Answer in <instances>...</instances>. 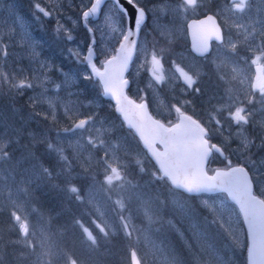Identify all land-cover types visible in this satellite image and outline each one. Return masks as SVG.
<instances>
[{
	"label": "rangeland",
	"instance_id": "374dc122",
	"mask_svg": "<svg viewBox=\"0 0 264 264\" xmlns=\"http://www.w3.org/2000/svg\"><path fill=\"white\" fill-rule=\"evenodd\" d=\"M15 1L3 0L4 3H0L6 5L4 11L0 5V20H5V23L0 22V60L12 57L9 55L14 51L9 52V50L13 47L15 53L20 55L19 59L23 60L19 62V66L15 67L18 72H14L11 77L5 73V70L4 74L0 73V85L8 81L9 88L21 91L28 96L23 106L12 108V111L15 114L19 113L23 128L27 130L29 142L33 145L38 142H45L48 146L51 144L54 154L65 157L63 160L72 170L73 180L82 190L85 189L83 197L96 214L94 219L96 231L85 227L83 229L85 237L92 245H99V241L108 235L121 236L122 247L126 248L128 255V260H124L125 264H130L129 256L132 249L137 251L142 264H178L175 260V252L167 250L162 242L165 229L168 223H171L168 216H165L164 199L169 198L172 202L171 206H176L180 211L191 209L192 200L173 188H169L165 194L163 190L165 184L156 183V171L150 164L147 153L138 147L137 139L123 132L116 121L108 120L97 112H92L94 108L90 106H96V108L102 106L99 101L91 100L88 103H82L72 98L78 85V78L71 72L56 68L49 57V52H58L73 64L83 62L89 47L87 28L89 27L97 40L96 61L100 65L102 57H100L99 49L115 52L125 35L126 22L123 17L114 10L109 11L111 5L108 1L99 19L97 21L88 19L87 27L84 28L82 12L88 10L91 0H25L29 9L24 13L28 12L29 15L30 12L33 13V21L41 20L39 35L43 36V29L47 30L48 35H54L47 36L46 44L44 37L37 39L40 43L44 41L48 47V51L43 54L30 29L32 24L10 11L9 3ZM166 2L167 8L153 14L149 10L153 9L159 0H139V6L146 8L148 21L142 28L135 60L128 74L131 80L129 91H132L135 99L140 100L143 97L147 100L155 117L167 124L175 120L177 107L194 111L201 117V123L209 131L210 142L221 146L224 151L227 150L232 158H239L244 162L245 165L229 158L234 164L247 166L254 182L255 192L257 191L256 194L264 199V163H262L264 147L259 148L255 156L247 154L248 151L241 147L245 138L258 145L261 143V137L264 136V91H262L264 90V0H195L192 5H189L186 0H166ZM242 2L244 7L240 10L237 5ZM37 3L51 12L52 16L45 17L39 13L35 8ZM207 12L217 15L225 38L222 44L213 45L209 55L199 58L190 51V48L192 55L187 53L180 39H188L186 29L188 20L203 16ZM10 17L12 19L8 22ZM98 28L102 31H97ZM69 34L74 39L69 41L65 51L62 49L59 52V35L65 38ZM16 37L20 41L16 42ZM161 39L163 41L177 40L165 48L162 47V51H157L161 46ZM151 42H154V45ZM69 49L80 52L79 61L69 55ZM33 52L36 53L35 56ZM152 52H155L158 58H162L163 55L168 57V63L162 59L165 76L163 82L156 81L151 75ZM110 57L106 54L103 58L106 60ZM173 58H179L181 62L177 64L171 61ZM37 60L46 62L49 67L41 68ZM1 66L4 64L1 63ZM79 68L83 76L88 74L86 66L81 65ZM256 69L259 70L257 80H255ZM54 71L61 77L60 79L53 76ZM181 72L191 75L196 80L192 89L184 83ZM65 76L70 81L67 87L64 85ZM24 79L33 85L31 89L15 87ZM56 83L61 84L60 89L55 87ZM196 88L199 92L194 90ZM44 89H47L46 96L53 102L52 107L47 101L43 102L41 91ZM249 100L252 101L251 104H247ZM198 101L204 102V105ZM242 103L254 112L252 119L255 123L237 126L227 118V114ZM9 109L10 107H7V112ZM102 111L106 113L105 110ZM21 112L24 113L22 116H20ZM27 114H32L28 115L32 124L26 123ZM13 116L10 113L11 119ZM36 116H39L37 121L34 119ZM44 116L52 127L53 122L56 121L54 129L45 131L48 128L41 121ZM89 116L92 120L83 128L68 132L69 128L65 126L67 121L73 126L82 118ZM217 120L219 125L215 123ZM5 123H9L8 119L0 121L1 125ZM19 142L18 138L8 140L0 133V152L7 149L10 144ZM17 149L25 153L28 151L18 147ZM244 154L248 157L242 159ZM225 155H227L226 151ZM5 156V152L0 154V162ZM226 159L216 154L213 158L214 165L225 168L220 160ZM249 159L254 161V165L248 163ZM40 169L43 172V169ZM113 169L116 171L114 172ZM8 172L0 171V192L7 194L20 210L14 212L15 216L20 217L17 221L19 222L22 219L23 209L18 207L17 198L21 195L24 184H21L20 188L18 180H14ZM87 174H90L93 179L85 184ZM109 176L112 177L111 183L106 180ZM31 177L28 173L24 174L25 181ZM32 181L33 178L30 182ZM193 199L206 208L202 219L198 221L195 219L200 224L199 229L204 224L213 223L221 226L228 236L225 241L226 247L222 248L224 264H236L232 243L237 246L236 240L239 244L237 247L245 254L248 244L246 230L238 209L224 194L195 196ZM122 216L129 223L131 236L125 233L120 221ZM193 233L198 238L195 231ZM42 238L48 240L46 236H37L36 239L40 245H43ZM204 243L200 252L206 261L195 259V264H220L217 262L216 249L209 241L204 240ZM52 245L48 243L44 247V253L36 260L37 264H49L51 255L56 259L64 260L61 252H56ZM58 262L66 264L65 260ZM67 264L76 263L69 261Z\"/></svg>",
	"mask_w": 264,
	"mask_h": 264
},
{
	"label": "trees",
	"instance_id": "16d2710c",
	"mask_svg": "<svg viewBox=\"0 0 264 264\" xmlns=\"http://www.w3.org/2000/svg\"><path fill=\"white\" fill-rule=\"evenodd\" d=\"M9 4L11 6L10 11L18 14L24 19L27 18L28 12L24 13V11H27L29 8L25 0H16L14 3ZM3 6L2 10L4 11L6 8ZM28 16L30 15L28 14ZM11 19L12 17L8 18V22L11 21ZM0 22L5 23V20L1 19ZM11 33L13 34V32ZM47 33V30L43 29V36H38L40 39L44 37L45 44L48 39L47 36H54L53 34L48 35ZM15 40L16 42L20 41L17 37ZM176 40L177 39L172 41L162 40L161 46L157 51H162V47L165 48ZM180 40L184 43L186 52L191 54L189 51L188 39L185 38ZM65 41L66 39L64 36L59 35V52L62 49L64 51L66 50L65 48L66 45L69 44V41ZM49 42L51 43L52 41ZM45 44L44 41H42V43L38 42L43 54L48 51V47H46ZM151 44L154 45V42H151ZM10 51H14L9 55L12 57L2 60L3 62L0 60V64H4V66L0 67V73L4 74L5 70V73L11 77L14 72H18L15 70V67L19 66V62L23 59H19L20 55L15 53L14 47L10 48L9 52ZM57 53L49 52V57L56 68L59 67L64 69L63 71L71 72L78 78V85L75 88L76 91L72 98H76V100L82 103H88L91 100L102 103V106L98 108H96V106H90V108H94L92 112H97L98 115L106 117L108 120L116 121L122 131L129 135H133L137 139L138 147L146 152L135 134L125 127L111 102L102 98L100 84L93 79H81L83 74L79 72V67L81 65L85 66V62L73 64L61 53ZM162 59L165 63L169 62L167 55H163ZM171 61L179 64L181 59L173 58ZM55 71L52 72V74L55 78H58L59 76L56 75ZM60 78L61 77L58 79ZM0 89V121L3 119H8L9 121V123L0 124V133L8 140L20 139L19 143L10 144L7 149L5 148L0 152V154L4 152L6 154L3 161L0 162V171L4 173L11 171L12 173H8L11 174L10 176L13 177L14 180H18L20 188L21 184H24V187L21 189L22 193L17 198L19 202L18 207L23 209L22 219L19 222L14 220V212L18 210L17 206L8 198L9 196L7 194L0 192V264H37L36 260L44 253V247L47 246L48 243L53 244L52 247L56 252H61L66 264L69 261H74L76 264H125V261L128 260V255L126 254V248L122 247L123 238L121 236L111 237L108 235L106 238L99 241V245H92L85 237L83 232L85 227L96 231L94 226L96 214L83 197V191L85 189L82 190L71 177L73 173L67 166L66 161L61 159L60 154H54V150L49 148L45 142H38L35 145L29 142V138L26 134L27 130L23 128L19 113L15 114L12 111V108L23 106L28 96L26 94L21 95V91L9 88L8 81L6 84H1ZM129 94L132 97L134 96L132 95V91H129ZM140 100L145 99L142 97ZM198 103L204 105V102L198 101ZM7 107H10L9 112H7ZM102 110H105L106 113H102ZM180 111L187 112L202 122L201 117L194 111L185 107L182 109L180 108ZM10 113L14 115L12 119ZM23 114L24 113L21 112L20 116ZM28 115L30 116L32 114H27V119ZM34 119L37 121L39 116L34 117ZM176 120L177 114H175V120L170 124L174 123ZM41 121L44 122L45 127L48 128H44L45 131L55 128L56 121L53 122V127L49 125L45 116ZM26 123L28 125L32 124L29 119L26 120ZM65 126L69 129L72 127L71 123L68 121ZM208 139L210 140L209 135ZM17 147L28 151L27 153L22 152L18 150ZM258 150L259 148L253 147L247 154L255 156ZM225 151L227 154L226 158H232L228 151ZM215 155L216 154L212 155L209 162V172H213L218 168L214 165L213 161ZM247 157L246 154L242 155V159ZM232 159L245 165L239 158ZM220 162L224 163L225 167H227L226 160H220ZM150 164L156 171V183L165 184L163 190L166 194L169 188L172 189L173 187L167 179L161 176L156 164L151 159ZM40 168L43 169V172ZM27 173L32 177L25 181L24 174ZM86 177L88 178L85 184L93 179L90 174H87ZM32 178L33 181L30 182ZM73 187L76 188V192L71 191ZM174 190L182 192L186 197L190 198L192 204L191 209L189 208L188 211H180L176 206H171L172 202L169 201V198L164 199L165 216L167 215L171 220V223H168V227L165 229L164 239H162L165 248L175 252V260L178 264H195V259L206 261L203 254L200 252V248L204 246V240H206L216 249L215 254L216 257H218L217 262L224 264L225 260L222 248L226 247L225 241L228 239L225 231L221 226L213 223L209 225L204 224L202 228L199 229L200 224L197 221L202 219V215L206 213V208L195 202L193 199L195 196L177 189ZM195 219L197 221H195ZM20 224L26 225V234L21 232L19 227ZM173 225L177 226L174 227ZM194 231L198 238L194 236ZM37 236H46L48 240L42 238L43 245H40L36 239ZM232 245L235 263L247 264L246 254L239 250L235 244L232 243ZM64 260H59V258L56 259L51 255L49 257V264H59L58 261L64 262Z\"/></svg>",
	"mask_w": 264,
	"mask_h": 264
},
{
	"label": "water",
	"instance_id": "95a60500",
	"mask_svg": "<svg viewBox=\"0 0 264 264\" xmlns=\"http://www.w3.org/2000/svg\"><path fill=\"white\" fill-rule=\"evenodd\" d=\"M108 1L110 0H104V3L102 4L101 9L97 13V15L95 17H89V19L97 21L101 15L103 7ZM125 7L130 8L131 6L125 4ZM82 25L84 27H87V21L83 20ZM129 27L130 25L126 23V32ZM186 27L189 39V48L196 57H206L211 53L213 44H221L224 41V32L218 21V18L211 13L206 14L205 16H202L200 18L190 19L187 22ZM87 28L91 29L89 27ZM141 30L137 35L130 37V39L136 40V49ZM92 36L95 38V36L93 35V30ZM203 40H207L208 50L204 55H199L196 50L197 44L198 41ZM129 43L130 41L125 42L124 39H122L116 50L121 44H123L124 47L122 49V52L126 54L129 48ZM93 51V62L97 63V53L95 47ZM135 56L136 50L131 56L127 71L124 73L123 77L124 79L128 80V85L126 88L122 89L120 96V104L125 107L128 118L125 119L124 115L117 111L116 101L110 96H104L103 90L101 92L102 98L111 102V104L115 107L116 113L121 118L125 127L131 130L138 138L150 159L156 164L161 176L167 179L174 189L187 193L183 188L175 187L172 184L173 179L183 181L184 183H196L201 179L199 175L201 170L207 171L210 175L216 169L227 170L226 167L216 168L212 173L208 171L209 161L213 153L218 154L222 159H224L226 157L225 151L221 146L210 142V140L208 139L209 131L199 120H197L191 114L180 111L179 113H177V117L179 116L180 119H177L176 122L167 125L154 116V114L150 110L147 100H136L129 94L128 91L131 86V80L128 78V74L131 70ZM110 60L111 57L104 60L108 66L109 72L111 73L114 70L119 71V60H111V63H108V61ZM97 66L100 67L98 63ZM258 78L259 70L256 69L255 80H257ZM92 79L96 81L95 78ZM125 96L127 97V99L124 98ZM145 102L147 105L146 108L136 107V105L143 106ZM129 121L132 122V126L129 125ZM177 124L180 125L178 128L176 127ZM75 125L70 129L71 132L79 129L75 127ZM167 129L170 130L166 131ZM161 137H163L167 141L166 145H162L159 142V139ZM205 140L207 141V147H205L204 144ZM216 147L220 149V153H217ZM227 160L230 159L227 158L226 161ZM233 165L235 166L237 164ZM245 169L247 171L248 177L243 180V183L241 185L233 184V191L237 192L241 196L240 202L234 201L227 193L221 192H202L199 194H187L195 196L225 194L228 200L236 206L242 217V221L247 234V249L249 246V237L251 236V243L255 251V255L253 257L255 264H264V199L255 193L252 176L246 167ZM247 179L251 180L250 186L247 183ZM120 221L124 227L126 235L130 236L132 234V231L125 217H120ZM249 225H251V228L249 227ZM133 252L136 253L140 264H142L137 251L134 249L130 251V264H133ZM247 254L248 253L246 250V262Z\"/></svg>",
	"mask_w": 264,
	"mask_h": 264
},
{
	"label": "snow or ice",
	"instance_id": "6c2138e0",
	"mask_svg": "<svg viewBox=\"0 0 264 264\" xmlns=\"http://www.w3.org/2000/svg\"><path fill=\"white\" fill-rule=\"evenodd\" d=\"M104 3V0H91L90 7H88V10L82 12V17L84 21H87L89 17H95L97 13L100 11L102 4ZM187 3L189 5H192L195 3V0H187ZM125 4L130 5L131 7H125ZM110 9L109 11H115L116 13H119L124 21L130 25L129 29L127 30L126 34L123 36V39L125 42H129V48L127 53H123L122 49L124 47L123 44L119 46V48L113 52H107L105 49L100 48L99 54L102 59L100 60V67L97 66V63L93 62V56H94V47H96V39L92 36V29H88L89 31V47L86 50V55L83 57V60L86 62L85 66L88 68V74L81 77V79H92L95 78L96 81L102 86L103 95L104 96H110L114 98L117 105V111L124 115L125 119H127V111L125 107L120 104V96L122 89L126 88L128 85V80L124 79V73L127 71L128 63L131 59L132 54L136 50V40L130 39V37H133L134 35H137L143 24L145 23L147 19V13L146 8L143 6H139V0H110ZM168 4L166 0H159V3L153 7V9L149 10L153 14L160 13L164 8H167ZM244 7L243 2L239 5H237V8L242 10ZM36 10L43 14L45 17H51L52 13L49 11H46L45 8L41 7L39 3L35 4ZM59 31V29H58ZM97 31H102V29L98 28ZM66 40L72 41L74 37L69 34L65 37ZM197 52L199 55H204L208 50V42L207 40L198 41ZM68 53L70 56H73V58L77 61L80 60V52L76 51L73 52L72 49L68 50ZM110 55L111 60H119V71H112L109 72L108 66L104 61V55ZM36 53L33 52V56H35ZM259 59V57H257ZM111 60L108 61V63H111ZM37 63L40 64L41 68L46 69L49 67V65L44 62L37 60ZM62 75H64L62 73ZM151 75L155 78L158 82H163L165 79L164 72H163V64H162V58H158V55L155 52L151 53ZM181 76L183 78L184 83L187 85L189 89H192L194 84L196 83V80L193 79V77L187 73L181 72ZM53 83H55L53 81ZM70 83L67 76H65L64 85L67 87V85ZM17 89H24L29 88L31 89L33 85L28 82V80L24 79L21 80L18 84L15 85ZM55 87L57 89L61 88V84L56 83ZM195 91L199 92V89H194ZM264 91V90H262ZM47 89H44L41 91V94L43 95V102L47 101L49 103V106H53V102L51 98L46 96ZM21 95H23V92H20ZM127 99V97H124ZM252 101L249 100L247 104H251ZM246 104V105H247ZM245 104L242 103L239 107H235L233 111L229 112L227 114V118L233 121L237 126L240 125H248L250 122L255 123V120L252 119L254 116V112L251 111L248 107L246 108L244 106ZM146 102L143 106L136 105L137 108L139 107H145L146 108ZM78 110V109H77ZM177 113L180 112V108L177 107L175 109ZM217 111V110H216ZM143 118V117H142ZM52 119H55V115L53 114ZM150 119V117H149ZM177 119L179 120L180 117L178 116ZM92 120V117H86L82 118L75 127L77 128H83L87 123H89ZM217 125H219V121H215ZM129 125L132 126V122L129 121ZM180 125L177 124L176 127L178 128ZM170 129H167L168 131ZM206 135V132H205ZM159 142L162 145H166L167 141L161 137L159 139ZM205 147H207V141H204ZM242 148L246 149L247 151H250L252 147L261 148L264 147V136L261 137V143L260 144H254L250 139L245 138L243 144L241 145ZM49 148H52V145L49 144ZM217 153H220V149L216 147ZM60 151V150H58ZM61 159H65L63 155H61ZM249 164L254 165V161L251 159L248 160ZM264 163V161H262ZM227 164V170L222 169H216L211 175L205 171L201 170L199 175L201 179L199 182L196 183H184L183 181L173 179L172 184L177 188H183L187 193L189 194H199L202 192L206 193H212V192H221V193H227L234 201L240 202L241 196L237 192L233 191V184L235 185H241L243 183V180L248 177L247 171L245 167L240 165H233L231 160L226 161ZM115 172L116 169H113ZM242 174V175H241ZM108 183L112 182V177L109 176L106 178ZM247 183L250 186L251 180L247 179ZM72 192H76V188L71 189ZM20 217L18 215L14 216V220L18 221ZM20 230L23 234H26L27 227L25 224L19 225ZM251 228V225H249ZM91 239V236L89 237ZM94 242V241H93ZM235 243L237 246H239L238 242L235 240ZM247 264H255V261L253 259L255 255L254 248L251 243V236L249 237V246L247 249ZM132 262L133 264H140L139 259L136 256V253H132Z\"/></svg>",
	"mask_w": 264,
	"mask_h": 264
},
{
	"label": "flooded vegetation",
	"instance_id": "af4514ba",
	"mask_svg": "<svg viewBox=\"0 0 264 264\" xmlns=\"http://www.w3.org/2000/svg\"><path fill=\"white\" fill-rule=\"evenodd\" d=\"M10 1V0H9ZM4 3L3 2V0H0V3ZM0 5H2V4H0ZM3 6V5H2ZM1 7V6H0ZM4 8H6V5L5 6H3ZM210 12H207L206 14H209ZM212 13V12H211ZM33 13H30V16H28V14H27V18H25V21L27 22V23H31L32 25L30 26V29L33 31V35H34V38H36L35 40H36V42H37V45H38V41H37V39H38V36H40V35H38L39 34V29H40V24H41V20L39 19V21H33L34 19H33V15H32ZM205 14V15H206ZM213 14V13H212ZM205 15H203V16H205ZM215 15V14H214ZM216 17H217V15H215ZM200 17H202V16H200ZM200 17H198V18H200ZM218 18V17H217ZM218 20H219V18H218ZM220 22V21H219ZM3 37V36H2ZM39 46V45H38ZM131 88V87H130ZM68 132H70L69 130H68Z\"/></svg>",
	"mask_w": 264,
	"mask_h": 264
},
{
	"label": "bare ground",
	"instance_id": "6f19581e",
	"mask_svg": "<svg viewBox=\"0 0 264 264\" xmlns=\"http://www.w3.org/2000/svg\"><path fill=\"white\" fill-rule=\"evenodd\" d=\"M52 21V20H51ZM53 22V21H52Z\"/></svg>",
	"mask_w": 264,
	"mask_h": 264
}]
</instances>
